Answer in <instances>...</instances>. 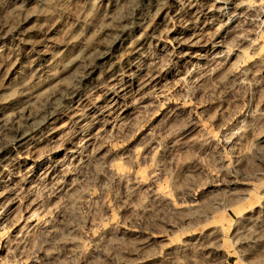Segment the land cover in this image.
<instances>
[{
	"label": "rangeland",
	"instance_id": "374dc122",
	"mask_svg": "<svg viewBox=\"0 0 264 264\" xmlns=\"http://www.w3.org/2000/svg\"><path fill=\"white\" fill-rule=\"evenodd\" d=\"M4 125L0 264H264V0H0Z\"/></svg>",
	"mask_w": 264,
	"mask_h": 264
},
{
	"label": "bare ground",
	"instance_id": "6f19581e",
	"mask_svg": "<svg viewBox=\"0 0 264 264\" xmlns=\"http://www.w3.org/2000/svg\"><path fill=\"white\" fill-rule=\"evenodd\" d=\"M98 1H100V0H98ZM46 69H50V66L49 65H47L46 66ZM25 87V85L23 84V83H19V84H15L12 88H15V87ZM10 91H11V89H9L8 90V92H7V94L5 95L6 96V98L4 99V101H7V100H10V96H12V93H10ZM30 95H35L37 92H36V90L35 89H33V90H30L29 92H28ZM30 116H32V115H30L29 114V116L27 115V117H25L26 119V121H30L29 123V125H32L33 126V129L32 130H36V129H38V128H40V126L41 125H43V123H45L47 120H49L51 117H52V113H49V115L48 116H45L44 118H38V119H36V115H33L34 117H33V119H31V117ZM13 121V120H12ZM6 122H8V121H6ZM28 122H26V124H27ZM13 125H15L16 126V128H18V129H20V128H23L24 127V121L23 120H21L20 118L18 119L17 118V120H15L14 121V123H13ZM5 130V125L3 126V128H0V136H1V134H2V132ZM28 136V133H22L21 134V136H20V138H19V140H24L26 137Z\"/></svg>",
	"mask_w": 264,
	"mask_h": 264
}]
</instances>
